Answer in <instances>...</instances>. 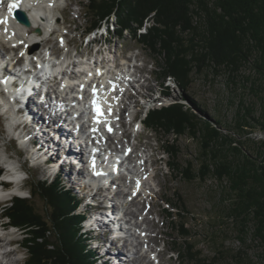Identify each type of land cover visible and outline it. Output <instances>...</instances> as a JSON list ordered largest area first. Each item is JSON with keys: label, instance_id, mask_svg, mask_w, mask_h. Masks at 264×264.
Masks as SVG:
<instances>
[{"label": "rangeland", "instance_id": "obj_1", "mask_svg": "<svg viewBox=\"0 0 264 264\" xmlns=\"http://www.w3.org/2000/svg\"><path fill=\"white\" fill-rule=\"evenodd\" d=\"M88 3L89 0H58L53 6V14L59 18V21L53 26L57 29L55 34L51 36L48 44L43 42L36 45L32 48V51L37 53L45 52L50 48L53 58L68 56V60L72 62L74 60H78L81 63L88 61L89 64L93 58H104L107 62L110 59L117 58L118 63H123L121 60L124 56H121V59L119 58L121 54L125 55L126 58L129 57L131 61L133 57L132 62L136 60L135 57L137 58L138 72L142 70L140 73L142 79L135 87L141 86L140 89L144 92L143 94H149L150 98L146 101L142 98L143 102H146L143 103L137 97V94L134 96V86L130 89V95L133 97L130 104L136 102V106L131 105L127 115L125 133L129 138L119 139L120 135L118 133L114 135L115 138H118L116 143L120 140V144L133 145L135 155L140 157L139 160L136 158V161L143 163L140 171L139 169L137 170L139 174L145 175L140 195L136 197V203L129 204L130 207L127 208L129 210L127 214L129 217L127 218L132 222L128 226L131 228V232L135 233V238H138L137 235L141 236L138 240H134L135 244L139 243V240H143L141 244L139 243V247H142V254L137 264H148L149 261L155 264L152 257L155 258L157 254L158 259L156 261L160 260V264H183L179 260L178 250L185 252L183 254L186 259H188L189 251L195 257L194 255L200 250L202 252L200 258H195L192 264H202L204 259L212 260L214 256L217 257L215 260L216 264H264V246L258 239L252 237V226H250L247 240L243 241L239 237L237 221L229 217L228 209L232 197L227 193L226 182H220L212 177L206 181L199 179L189 181L185 178L190 176V172H188L190 168L194 169L195 173V168L199 167L197 160L200 152L199 142L188 132L180 134L175 129L168 127L164 122L163 115L165 112L170 113L165 111V108H169L175 103H180L184 109L191 108L195 114L207 117L212 123H215V119H219L222 123L220 126L222 132L234 141L233 145H237V142L241 141L245 149L253 152L255 143L264 139V131L257 128L248 134L239 129V124L241 126L243 124L242 113L246 109L250 108L256 112L259 111V96L264 93V77L253 66L254 62L252 61L243 66L234 79L224 69L221 72L214 71L213 67H205L202 72L193 70L185 85L178 86L169 75L166 76L163 72L160 74L157 72L160 70L158 61L160 64L164 62L161 56H156L155 52L150 51L148 47L140 43L136 38L137 36L133 35L132 32L125 31L124 34L119 35L113 29L114 25H116L114 15L102 25L101 29L93 30L84 39L83 33L92 29L91 23L94 20L93 15L86 14L89 9ZM152 25H154L153 20H145L141 29H137L138 34L147 32V27L150 28ZM61 35H66L68 39L69 46L67 50L63 49L58 43V38ZM92 40L93 44L90 42ZM4 50L3 47H0V54H4ZM256 57L257 54L255 53L253 60ZM103 62L107 64V62ZM108 64L112 66L113 62L110 61ZM162 66L164 67V65ZM82 68L84 69V67ZM262 73L264 74V70ZM246 76H250L251 80L247 81L245 79ZM144 79L147 80L144 81ZM167 80L171 81L167 82ZM253 81L256 83V88L252 91ZM183 86H187V89L183 88ZM259 86H262L263 90L258 89ZM4 94L5 91L0 89V106L2 103L1 97ZM190 98L199 106L198 108L195 107ZM149 110H152L151 113L158 111L163 116L161 121L166 125V128H152L148 124H146L145 128L140 127L139 130L134 128V125L129 121L130 116L138 113V118L144 119L146 112ZM10 111L8 110V113L11 114L7 116L0 109V167L6 171L3 179L12 180V177L9 176L11 171L12 174L19 176L20 181L16 183L17 179L13 178L14 183L8 188L9 190L12 189L10 193L9 190L7 192L5 188L0 186V201L2 203L8 202L6 203L7 205L5 204L3 208H0V238H2L0 240V264H27V248L23 244L25 237L28 236L27 231L14 227H2L1 224L5 223L6 225L7 222L13 225L9 219L1 215L4 208L13 204L14 197L30 198L38 211L49 213V211L45 210L46 202L37 194L31 195V190H33L32 187L36 186V182L40 180L45 182L47 179L49 182L53 176L59 174L60 170L63 171L65 176V181L62 185L68 190L74 189L80 197H86V200L78 208L79 212H82L85 208L87 189L82 186L83 181L80 182V185L78 181H73L72 177L70 178L66 172L71 170V168H77L69 164L70 161L61 157V153L58 155V153L52 152V155L51 151H48L50 144H46V146L42 144L43 137H40L39 124L31 123V121H28L29 125L25 124L27 122L26 117L23 115L25 112L18 115L16 110ZM202 111H205V115ZM12 116L18 119V123H13V126L10 127ZM15 120L14 122H17ZM18 125L24 128L20 132L24 138L22 140L24 145L20 142V146H17L12 140L10 141V138L14 137L13 130H19L17 128ZM243 128L249 129L248 127ZM27 141L28 145L25 144ZM168 144L171 149L177 151L174 159L175 166L170 164L172 161L170 152L167 155L163 151ZM19 147L25 150V154ZM28 158H30L29 163L26 161ZM48 159H53V163H49ZM36 163L41 166L34 168L33 166ZM46 163H49L47 168L42 165ZM178 171L184 172V176H181ZM133 183L134 181L131 184ZM131 184L128 187L129 191H131ZM117 191L118 193L115 196L114 191H108L105 194L108 197L105 202L108 201L107 204H111L115 213H117L118 209L114 210V206L119 205L117 199L118 194L122 190L120 188ZM11 197L13 198L12 201ZM102 198L104 201L103 196H101ZM92 211L87 212L88 216L85 225L88 224L89 220L92 221L94 219L96 214H98L97 212H100ZM140 212L143 215H140ZM178 214L179 216H176ZM144 216H147V221L145 222L142 219ZM183 222H186V227L190 230L191 235L188 237L182 232L180 225ZM132 226H134V229H132ZM141 226L146 229L149 228L147 231L149 233L148 238L145 231L138 229ZM93 228L94 230L96 229L94 225ZM95 234L92 245L99 247L96 249L99 251L101 264H113L114 261L112 262V259L114 257L112 258V254L123 248L120 238L104 230H100V232L95 230ZM51 236V239H55L54 233ZM152 236L157 242L152 244L155 250L152 253V257H149L151 255L149 254L150 252L147 253L148 256L143 253L147 251V242ZM129 240L128 242L131 243L132 240ZM129 243L126 241L124 245L125 251L132 250V245L126 246ZM107 244L111 248H109L110 252L105 254L104 246L106 247ZM92 245L90 246L92 247ZM90 246L88 245L89 248H91ZM193 248L196 252L193 251ZM221 248L224 253L219 255L218 251ZM11 250L14 251L12 256L6 255ZM158 251H160V254ZM104 257L109 259L104 260ZM125 263L133 264L128 261Z\"/></svg>", "mask_w": 264, "mask_h": 264}, {"label": "trees", "instance_id": "obj_2", "mask_svg": "<svg viewBox=\"0 0 264 264\" xmlns=\"http://www.w3.org/2000/svg\"><path fill=\"white\" fill-rule=\"evenodd\" d=\"M88 8L86 14L94 17L91 28L103 25L114 15L113 29L119 35L132 32L140 43L161 56L164 62L158 61V73L169 75L178 86L185 85L193 70L202 72L205 67H213L216 72L224 69L234 79L252 61L264 77V0H89ZM150 19L154 25L138 34L137 29ZM245 79L250 81L251 77ZM255 85L253 81L252 91ZM258 89L263 90L262 86ZM259 98L258 112L248 108L242 113V132L250 134L257 128L264 131V93ZM192 110L175 103L165 108L170 113L163 114L168 127L180 134L188 132L199 142V167L195 173L190 168V176L185 178L206 181L212 177L226 182L232 197L229 217L237 221L239 237L246 241L252 226V237L264 246V139L255 143L253 152L245 149L241 141L233 145L234 141L222 132L219 119L212 123ZM151 111L146 124L166 128L163 116ZM170 147L168 144L166 151L172 156L170 164L175 166L177 151ZM178 173L184 176V172ZM32 189L31 195L41 196L49 213L38 211L30 198L18 197L5 211L14 227L27 231L23 242L27 264H96L82 232L84 215L77 211V194L66 189L59 176L49 182L40 180ZM180 226L184 235H191L186 222ZM223 251L219 249V255ZM177 252L183 264L194 263L202 254L199 250L193 257L189 251L186 259L183 250ZM216 259H204L202 264H216Z\"/></svg>", "mask_w": 264, "mask_h": 264}, {"label": "bare ground", "instance_id": "obj_3", "mask_svg": "<svg viewBox=\"0 0 264 264\" xmlns=\"http://www.w3.org/2000/svg\"><path fill=\"white\" fill-rule=\"evenodd\" d=\"M11 1H14V3H17L18 7H22L23 9H25V11L28 13L29 17H31V19L33 21L34 27L32 26V27L28 28V27L22 26L19 23V19L12 17L10 14V11H7L8 15H6L4 17L5 23H3V26L1 27L4 34H1V35H3L4 39H7L10 42H12L17 48L22 47V49L26 50L27 46L29 45L30 46L29 50L31 51V53L34 56L37 57L39 54L37 52H33L32 48H34L36 45L43 43L44 39L49 36L48 31L52 30L51 27L53 26L55 19H56V15L53 14L54 9H52L53 0H4V3L6 5H4V4L3 5L5 6L6 10H9V2H11ZM2 9H3L2 6H0V10H2ZM13 9H15V8H13ZM48 50L50 52L52 51L50 48ZM41 56L40 57L38 56V59H39V64L43 69L42 72L44 71L46 73V75L52 74L53 76L57 73H59V74L63 73L64 77H66L65 84H72V85L76 86V85H78L77 83H79V81H80L79 90L81 92H83V90H84L85 95H87L88 93L91 94L93 91V87L98 88L99 87L98 85L100 83L101 84L103 83L102 88H106V87L109 88L110 85H112V83L108 84L109 81L106 79L109 78V76L113 75V71L117 67L116 65L121 66V67H120V69L116 68V72H115L114 76L118 80H120L121 82H123V83L126 82V74L125 73H130L129 71H126V68L128 66H130V64L128 62H131V64H134L129 57L126 58L125 56L122 58L123 63H118L117 58L113 59V60L110 59V61L113 62V65L111 64L112 66H109V64L104 65L103 64V58H97L96 59L97 62L93 63V61H92L89 64L88 61L81 63L78 60L77 61L74 60L73 63L72 62L70 63V61L68 60V56L67 57L64 56L63 58L48 57L46 60H44L43 55H41ZM110 61H108V62H110ZM70 65H72V66H70ZM134 66L136 67V64H134ZM68 67H70V69L65 70ZM82 67H84V69ZM68 70H71V72H69ZM136 71H137V69H136ZM76 72H82V76L80 77L81 78L80 80L74 78L75 76H78V75H76L77 74ZM23 74H25V73L23 72ZM8 75L10 76V78H12V76H13L12 73H8ZM141 79H142V76L140 78H138L137 79L138 81H135V83H139L141 81ZM14 80H15V76H14ZM91 80L94 83L89 82ZM146 80L144 79V81H146ZM7 85H8L9 92L13 91L17 95L21 94V93H18V91H19L18 87H15V85L10 84V80L8 81ZM81 86L83 87V89L81 88ZM91 86H92V89L90 88ZM75 92H77L76 94L78 95V97L80 99L85 98L84 94L79 93L76 88H75ZM71 93H73V92L71 91ZM113 94H115V92H113ZM104 97L105 96H103V98ZM131 98H133L131 95L126 96V99L128 100L129 104L131 103ZM87 99L84 100L85 104H86ZM3 101L7 103V101L5 99ZM18 101L22 102V100L19 97H17V102ZM8 102L15 103V101L11 102L10 100H8ZM1 105H5L6 108L9 107L8 108L9 111L12 110V106H8L5 103H2ZM22 108H24L23 110L26 111L27 114L29 113L30 118L29 117L28 118H29V121H31V123L39 124L40 137H43L42 144L44 146H46V144H50L48 151H51L50 152L51 154H52V152L58 153V155H59V153H61L60 154L61 157L70 161L69 164H72L74 167L77 168V169L71 168V170H67L66 172H67L68 176L70 178L72 177L73 181H78V183L80 185H81L80 182L83 181L82 186H84L87 190H89V189L91 190L90 187H87V185H88L87 181L90 182L89 185L98 184L97 181H95L94 179L88 178L87 170L83 171V169H82V162L84 161L82 158V154H81L82 147H81V144H79V143L77 144L78 137H75L72 135V130H71V128H69V125L66 123V121H67L66 115H65V113L61 112V111H63V110H61L62 108H60V110L55 109L54 114H51V113H49L50 106H48V104L39 106V101L37 102V99L35 101L33 95L27 102H25V105H23ZM15 119H16V117L12 116L11 122L9 124L10 127L13 126L12 124L14 123ZM16 120L18 122V119H16ZM105 124L106 123H104V125ZM120 142L121 141L119 140L117 143H115V147H114V149H112L110 151V154H112V152L114 153V150L119 151L118 146L122 145V144H120ZM25 144L28 145V141ZM23 145H24V143H23ZM29 145H31V144H29ZM127 147H129V145L125 146V148L123 149V152L126 151ZM48 162L51 163L50 160ZM117 164L123 165V162L121 160H118ZM60 171L62 174L63 171L62 170H60ZM136 171H134V172H136ZM137 175L139 177V174H137ZM9 176L12 177L11 179L16 178L18 180V178H19V176L17 177V174L14 175V173L12 174L11 171H10ZM112 177H114V176H112ZM136 180H135V183H136ZM93 181H94V183L92 184ZM117 185H118L117 181L112 182V187H115ZM109 187H111V185H109ZM109 187L107 186V188H109ZM118 187L121 188L120 185H118ZM132 188H134V186L131 187L130 189H132ZM121 190L122 191H120V193L118 195H124V190L123 189H121ZM10 191H12V189L9 190V193H10ZM130 194H133V193H130ZM130 194H128V195H130ZM138 195H140V193H138ZM106 199H108L107 195L104 196V201L102 203H104ZM136 201H137L136 198L127 200V198L122 197V200L119 201V204H121V203L122 204L126 203V204H125V206L123 205L120 208V210L123 211V215H122V213L118 214L120 216V220L117 219L116 217L114 218L115 212H113V207L106 208L105 213H103V214L101 213V215H98V214H100V213H98L94 217L93 225L98 230V232H100V230H104L105 232L110 233L111 235H114L117 238H120V241L122 242L123 248L122 249L120 248V250H117V251L115 250L116 252H114L112 254V258L114 257L113 258L114 260L111 258L112 262L114 261L113 264H126L125 263L126 261L132 262L133 264H137L138 259H140V257H141L142 247L141 246L139 247V245L142 243L143 240L138 241L140 244L139 243L135 244L134 240H138L139 238H141V236L137 235L138 238H135V233L131 232V228L128 226V224L132 223V222L127 218V217H129V216H127V214L129 213V210L127 209L130 207L129 204L136 203ZM88 202H89V204L92 205V204H95L94 202H97V200L94 199L92 201V199L91 200L89 199ZM115 209H117V206L116 207L114 206V210ZM140 215H143L142 212H140ZM142 219L144 222L147 221V216H144ZM115 222L117 223L118 227L123 226V225H124L123 228L128 227V229L126 231L127 236H124L120 232V229L118 227L114 228V227H116V225H114ZM6 225H7V223H6ZM6 225H5V223L1 224V226H6ZM136 226H138V225L136 224ZM132 229H134V226H132ZM138 229L141 231H145L147 238L149 237V233L147 232L149 228L146 229V228H143L141 226V227H138ZM137 232H138V230H137ZM84 238L86 239V242L88 243L89 246L92 245V242L94 240L93 237L86 236V234H85ZM122 238H123V240H122ZM1 239L2 238H0V240ZM128 240L129 241L132 240L131 243H129ZM126 241H127V243H129L128 245H126L127 247L131 246V245L133 246L132 250H130V251L124 250V247H125L124 245L126 244ZM156 242H157V240H155V238H153V236H152V238L149 239V241L147 242L148 249L143 254L147 255V253L151 252V251L153 253L155 248H153L152 244H155ZM143 246H144V243H143ZM145 246H146V244H145ZM94 248H99V247L98 246L94 247V245H92V247H91L92 251L94 250ZM109 248H111V246L108 244L106 247L104 246L105 254H108L110 252ZM133 248H134V251H133ZM13 253H14V251L11 250L10 252H7L6 255L12 256ZM158 253L160 254V251H158ZM103 259L106 260L109 258L104 257ZM141 259H143V258H141ZM148 264H152V261H149Z\"/></svg>", "mask_w": 264, "mask_h": 264}, {"label": "snow or ice", "instance_id": "obj_4", "mask_svg": "<svg viewBox=\"0 0 264 264\" xmlns=\"http://www.w3.org/2000/svg\"><path fill=\"white\" fill-rule=\"evenodd\" d=\"M16 7H18V4L17 3L10 4L9 5V11H11L13 8H16ZM0 23H5V21L4 20H0ZM94 103L96 104V111H97V113L99 115H102L103 114V111H102L101 106L99 105V103H97L95 101H94ZM109 130H111V129H109ZM97 174L99 175V173H97Z\"/></svg>", "mask_w": 264, "mask_h": 264}, {"label": "water", "instance_id": "obj_5", "mask_svg": "<svg viewBox=\"0 0 264 264\" xmlns=\"http://www.w3.org/2000/svg\"><path fill=\"white\" fill-rule=\"evenodd\" d=\"M18 18L21 22H23L25 25L30 26L31 21L29 20L28 16L26 15L25 12L19 11L18 12Z\"/></svg>", "mask_w": 264, "mask_h": 264}]
</instances>
